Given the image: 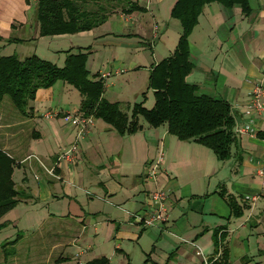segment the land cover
Returning a JSON list of instances; mask_svg holds the SVG:
<instances>
[{"label":"crops","instance_id":"obj_1","mask_svg":"<svg viewBox=\"0 0 264 264\" xmlns=\"http://www.w3.org/2000/svg\"><path fill=\"white\" fill-rule=\"evenodd\" d=\"M155 1L162 5L166 0ZM1 2L0 56H8L2 53L15 43L10 38L37 43L53 38L70 41L64 52L101 46L124 50L133 58L135 49L152 48L166 30L148 28L140 13H118L103 25L112 30L105 34L97 35L96 29L44 38L34 5L18 20L13 8L1 7ZM249 3L248 16L238 6H206L189 38L193 68L187 83L199 96L228 102L236 119V142L228 161H219L195 141L171 135L167 124L154 128L144 119L141 131L121 135L106 122L86 116L92 123L79 135L65 116H85L83 97L62 82L39 90L27 117L19 111L0 112V149L15 160L13 181L20 194L18 205L0 220V225L9 224L0 234L13 228L6 241L21 235L17 245L7 247V261L0 250V264H86L101 258L108 264H264V176L259 174L264 168V115L248 107L252 91L258 86L264 90V0ZM131 27L133 33H128ZM29 28L35 31L33 37ZM115 51L94 73H115L105 79L104 98L128 110L138 103L147 108L148 91H134V86V93H126L130 86L118 90L113 79L126 73L123 66L150 75L164 59L137 70L132 59L125 62ZM38 56L51 62L59 57L54 51ZM61 57L65 64L66 54ZM106 65L111 66L107 71ZM120 70L124 73L116 74ZM159 192L166 194L167 222L145 227L136 216L160 207L153 200ZM231 199L242 210L240 216L233 213ZM36 219L40 225L33 228L29 222ZM29 232L35 239H26Z\"/></svg>","mask_w":264,"mask_h":264},{"label":"trees","instance_id":"obj_2","mask_svg":"<svg viewBox=\"0 0 264 264\" xmlns=\"http://www.w3.org/2000/svg\"><path fill=\"white\" fill-rule=\"evenodd\" d=\"M25 1L29 6L34 2ZM214 3L226 8L241 7L246 16L251 12L249 0H177L172 18L179 21L182 33L173 55L154 66L150 74L149 89L155 95L151 109L138 103L128 110L104 98L105 79L99 73L92 75L87 68L91 47L66 51L62 67L36 54L25 59L16 55L0 56V106L9 98L27 117L38 91L62 82L83 97L81 111L85 116L106 122L121 135L141 131V119L154 128L167 124L171 135L183 141H195L211 149L219 161H228L236 142V119L231 105L197 95V88L186 81L193 68L189 38L204 8ZM34 6L39 36L44 38L91 32L115 14L129 16L147 11L146 6L135 0H36ZM8 42L28 41L12 38ZM15 165V160L0 149V220L19 203L20 194L13 181ZM230 205L235 216H240L242 210L236 201L231 199ZM8 225H0V231ZM20 237L18 234L14 240L0 245L6 261L10 257L7 247L17 245ZM86 264H108V260L101 258Z\"/></svg>","mask_w":264,"mask_h":264},{"label":"rangeland","instance_id":"obj_3","mask_svg":"<svg viewBox=\"0 0 264 264\" xmlns=\"http://www.w3.org/2000/svg\"><path fill=\"white\" fill-rule=\"evenodd\" d=\"M147 1L146 0H140V3L141 4L146 3L145 6L147 7ZM35 2H36V0H34L32 5H34ZM150 2L152 3V5L148 6V9H147L148 12L147 13H140L139 16L142 18V21H144L148 25L147 27L150 29H153L155 27L154 28V30H155L157 27L159 29V31H162L164 29L163 27H165V29H166V30L164 29L165 33L163 34V36L161 35L162 40L161 41L159 39L154 40L155 42H152V48L145 46V47H142L141 50L135 49L132 52L133 58H130V56L128 54H126V52L124 50H119V49H116V51L113 49L107 50L101 46H96L92 50L90 63H89L90 64L89 70L93 74L97 71L98 67L103 64V61L107 60L109 54L112 53L113 51L116 52L119 59H121L125 62L133 60L136 63L137 70H139L138 69L139 67H141V68L143 67L142 69L146 70L148 67H150L151 64L157 63V62L161 61L162 59H164L165 55H168L169 50L172 51L173 49H175V47L177 46V43H178V39L182 33V27H181L179 21L170 17L171 9H172L171 7L173 6L175 0H166L162 5H159V3L155 0H150ZM251 4L253 6H255L256 5L255 0H251ZM27 6H29V5H27L25 0H2V2H1V7L13 8L12 10L15 11V13H16L15 18H17V19L19 17L23 16L24 10ZM159 8L161 9L160 11H159ZM3 11H5V10H3ZM133 29H134V27L133 28L131 27V29L129 30L128 33H133V32H130V31H133ZM110 30H111L110 25H105V26L98 28L96 30V33H97V35L105 34V33L109 32ZM33 32H35V31H33V29L29 28L27 30V33L30 35V37L34 36ZM140 34L143 35L144 37H146V35H144L143 33H140ZM16 35L21 36V34H16ZM11 36L13 37V35H11ZM23 37L28 38L25 35ZM135 41H138V40H135ZM130 42H134V40H132ZM164 44H165V47H164ZM70 46H71L70 41H68L66 39L55 40L53 38H46L45 41H42L39 43H37L36 41L33 40L30 42H25V43L10 44L4 49V52L2 53V55H16L20 59H25V58L31 57L35 54L44 55V57H45L46 55H49L50 52L54 51V53L57 54V56H59V57L53 56L54 58H52V61L54 63H56V65L62 67V66H64V64L62 62L63 57H61V56H62V54H66V51L64 52L63 50L69 49ZM58 51H60V52H58ZM60 58H62V59H60ZM105 64H106V61H105ZM109 67H111V66L106 65L105 70L107 71L109 69ZM123 69H125L126 73L123 76H120V77L113 79L117 83V86H118L117 89L121 90L122 88L125 89V88H127V86H130V88L128 90H126V93H127V91L132 92L131 88H133L135 86L134 91L135 90L138 91V89H142L141 91H143V92L148 91L149 99H148L146 105H147L148 109L153 108L154 102H155L153 91L147 90V88H148V86H147L148 81L147 80L150 77L149 73L147 71H142V72L139 71L137 73H134L136 70L131 69L130 66H123ZM134 91L132 93H134ZM130 96H132V95H130ZM133 97H131L130 99L134 100ZM4 110L5 111L11 110L12 112H18V110L13 106V104L9 100V98H6L4 100V102L2 103V105L0 106V112L3 113ZM16 178L18 179L17 176H16ZM21 208H22V206H21ZM38 223H40V220L36 219V220L29 222V225H31V227L34 228V227H37L38 225H40ZM13 233H15V232H13V228H9V229L5 230L3 233H1L0 234V244H2L3 241H6V238L10 235H13ZM31 234H32L31 232L26 233V235H27L26 239L27 240L28 239L29 240L35 239V238H32V236H30ZM9 238L11 240H14L15 236L9 237ZM23 243H24V245L26 244V242H23ZM0 250H1V247H0ZM1 259H2V253L0 251V263H1Z\"/></svg>","mask_w":264,"mask_h":264},{"label":"built area","instance_id":"obj_4","mask_svg":"<svg viewBox=\"0 0 264 264\" xmlns=\"http://www.w3.org/2000/svg\"><path fill=\"white\" fill-rule=\"evenodd\" d=\"M148 9V7H146ZM158 28L156 27V30ZM124 73L123 70H120L118 72H116V74H122ZM114 72H107V73H103L101 76L104 79H108L110 78L112 75H114ZM264 90L262 87H256L250 96V101L248 102V107L251 111L256 112L259 115H264ZM59 114H49L48 117H54V116H58ZM65 120L71 124H73L76 129L78 130L79 135H82L86 132V129L88 127V125H90L92 123V120L86 116H73L70 114H67L65 116ZM73 150H76V147L73 148ZM65 158H69L68 155L64 156ZM71 159V158H69ZM159 169V164H156L153 169L151 174L153 176H156L157 171ZM51 174H53V171L50 172ZM259 174L261 176H264V168L261 169L259 171ZM166 199V194L165 192H159L156 193L153 197V200L156 201L157 203H160V207L158 209H153L151 210V212H148L144 215H139L136 216V219L142 223L145 227H152V226H156L158 224L161 223H165L167 222L168 216L165 214L166 210L164 208V204L163 201ZM201 254V253H199ZM207 264V263H206Z\"/></svg>","mask_w":264,"mask_h":264}]
</instances>
